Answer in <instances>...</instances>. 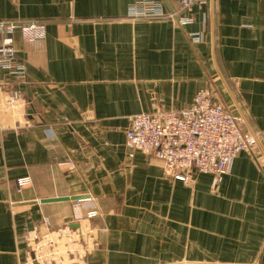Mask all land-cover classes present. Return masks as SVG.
Returning a JSON list of instances; mask_svg holds the SVG:
<instances>
[{
    "label": "crops",
    "instance_id": "0c3cea01",
    "mask_svg": "<svg viewBox=\"0 0 264 264\" xmlns=\"http://www.w3.org/2000/svg\"><path fill=\"white\" fill-rule=\"evenodd\" d=\"M136 1L0 0V21L46 22L14 34L23 81L0 67V264H264V0H158L176 20L134 19ZM204 88L262 135L218 188L126 146L131 117ZM67 197L86 198L43 202ZM44 219L60 255L37 262Z\"/></svg>",
    "mask_w": 264,
    "mask_h": 264
},
{
    "label": "built area",
    "instance_id": "2783aa9c",
    "mask_svg": "<svg viewBox=\"0 0 264 264\" xmlns=\"http://www.w3.org/2000/svg\"><path fill=\"white\" fill-rule=\"evenodd\" d=\"M164 1V0H163ZM176 1L180 11L191 12L196 5L207 0H165ZM131 17L144 20H176L177 13H166L158 0H137ZM189 23L187 18H181ZM45 21H0V67L8 72L11 79L23 81L25 68L18 63L13 37L21 32L30 40L45 37ZM195 41L198 38H194ZM19 99L13 92L7 104L14 105ZM261 133L243 130L240 120L222 103L216 101L210 89H201L193 104L183 110H170L156 113H143L129 120L126 146L131 152L141 151L145 155L164 164L167 175L189 185L195 174L212 175L213 187L218 188L225 176L230 173L232 164L242 153H252L261 140ZM28 179L19 182L27 185ZM89 218L96 212L87 214ZM81 218L82 216H78ZM49 234H35L27 238L32 243L33 260L42 262L47 254L59 257L48 219H44ZM32 239V240H31Z\"/></svg>",
    "mask_w": 264,
    "mask_h": 264
},
{
    "label": "water",
    "instance_id": "95a60500",
    "mask_svg": "<svg viewBox=\"0 0 264 264\" xmlns=\"http://www.w3.org/2000/svg\"><path fill=\"white\" fill-rule=\"evenodd\" d=\"M86 197H73V198H59V199H51L47 201H43L44 203H50V202H65V201H79L82 199H85Z\"/></svg>",
    "mask_w": 264,
    "mask_h": 264
}]
</instances>
